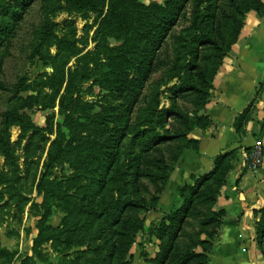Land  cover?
I'll list each match as a JSON object with an SVG mask.
<instances>
[{
    "label": "trees",
    "instance_id": "trees-1",
    "mask_svg": "<svg viewBox=\"0 0 264 264\" xmlns=\"http://www.w3.org/2000/svg\"><path fill=\"white\" fill-rule=\"evenodd\" d=\"M19 1L24 6L31 2ZM69 1L83 10H90L98 15L97 35L103 41L115 40L122 43L119 47L106 49L105 62L101 65L103 72L99 80V86L116 97L120 105L109 106L101 113L93 114L92 105L75 97L76 79L78 77L82 80L89 79L88 67H85L81 75L70 74L71 79L63 75L53 90L54 96L58 97L59 89L67 84V94L60 97L59 105L71 131L78 129L82 133L96 132L109 142L106 147L108 151L104 153L107 163L104 165L102 177L96 183L91 182L90 187L96 186L98 188L96 197L103 199L104 208L97 218L105 219L106 225L112 229L113 259L117 264H132L131 249L136 244L138 234L146 230L145 223L138 214L142 211L160 212L158 202L169 184L173 171L188 152L199 153V141L190 136L196 131H207L212 126L205 108L212 97L215 77L222 62L239 40L247 15L250 12L264 15V0H168L165 5L149 6L141 0ZM191 4L188 16L187 6ZM207 4L210 5L206 7ZM187 22H191L189 36L195 46L192 50V63L186 67L187 75L178 74L167 80V83L175 79L179 82L173 88L170 108L161 111L158 100L144 96V83L152 74L168 66L169 52L166 39L175 36L176 25ZM5 26L0 23V31ZM4 40L0 39V48L6 49ZM164 40L165 58L162 50ZM25 82L26 79H22L13 87L0 84V91L13 89L18 94L26 92ZM261 88H264V84ZM134 93L136 96L128 102ZM24 102L22 105L24 109L50 108L48 105H39L33 96H29ZM135 109L138 110V115L133 120ZM249 113L250 111L245 112L236 121L235 127L239 134L250 120ZM7 118L15 119V122L17 120V116ZM20 120L24 121V118L21 117ZM89 122L97 124L99 129L90 127ZM27 126L33 128L34 124L29 121ZM52 127L49 130L53 131ZM59 131L58 140L52 143V150L58 153L49 155L47 170L54 169L62 155L68 157L79 151L80 154H84L86 150L82 146L70 150L71 145L62 143V139L64 141L66 139L65 134L61 128ZM113 133H117L116 139L115 135L111 136ZM130 134L133 145L139 147L133 173L136 193L152 195L150 187H153L156 193L149 202L144 198L135 197L136 194L132 191H126L125 198L129 197L127 200L122 201L118 198L114 203H108L102 191L108 183L116 181L110 174L117 170L121 163L118 151L113 153L111 150H118L117 148ZM263 135L264 123L261 137ZM251 150H246L247 155ZM238 159V150L216 157L212 172L202 177H192V182L179 191L183 205L165 213L158 223L151 226L150 237H157L161 241L157 259L159 264H210V254L226 216L225 211L216 208L218 195L220 189L227 183ZM90 162L85 158L84 160L76 158L73 168H82L86 172L88 165H93ZM96 162L101 163V160ZM47 177L45 171L39 178L32 180L37 194L41 197L40 203L36 200L32 203L38 218V235L33 240L34 256L40 255L39 248L48 242H52L57 248H71L74 245L84 247L91 253L103 254L102 245L95 246L94 243L103 239L105 231H109L108 227H100L97 235H93L91 221L87 227L81 229L85 231L88 240L79 243L82 241L74 239L78 229L70 226L69 218H64L57 227L50 225L55 208L61 207L66 197L72 196L70 194L74 189L70 188L67 180L55 184L54 181H47ZM83 178L77 175L74 179ZM84 180L88 178L85 177ZM144 180H147L149 185L145 184ZM12 196H19L23 201L30 202V199L23 196L18 189L13 190ZM86 213L91 215L90 212ZM259 214L262 225L258 235L264 257V208ZM0 253L7 258V262L1 264H13L18 258L16 252L0 250Z\"/></svg>",
    "mask_w": 264,
    "mask_h": 264
},
{
    "label": "rangeland",
    "instance_id": "rangeland-1",
    "mask_svg": "<svg viewBox=\"0 0 264 264\" xmlns=\"http://www.w3.org/2000/svg\"><path fill=\"white\" fill-rule=\"evenodd\" d=\"M141 1L149 6L165 5L168 0ZM208 5L210 4L206 7ZM191 7L192 4L187 6L188 16ZM0 23L6 25L0 31V39H5L4 44L7 46L6 49L0 48V84L13 87L26 79L27 87V91L20 94L13 89L0 91V250L18 254L13 264H117L112 257V229L106 225L105 219L97 218L104 208L103 199L96 197V186L90 187L91 182L96 183L102 177L104 165L107 163L104 153L108 151L106 147L109 142L96 132L82 133L78 129L71 131L59 105L60 97L67 94V84L59 89L58 97L54 96L53 87L63 75L69 79L70 74L81 75L85 67H88L90 78L76 79L75 97L92 105L93 114L101 113L106 107L120 105L116 97L99 86V80L103 72L101 65L105 62L106 49L119 47L122 43L115 40L103 41L97 35L98 15L73 5L69 0H31L26 6L19 0H0ZM190 26L191 22H187L174 27L175 36L166 39L168 66L152 74L144 83V96L158 100L161 111L170 108L173 88L179 82L175 79L167 83V80L178 74L187 75L186 67L192 63V50L195 46L189 36ZM162 50L165 58V40ZM29 96L35 97L39 105H48L50 108L24 109L22 105ZM135 96L136 93L132 94L128 102ZM137 115L138 110L135 111L133 120ZM7 116H17L16 122ZM21 117L24 121L20 120ZM29 121L34 124L33 128L27 126ZM51 126L53 131L49 130ZM90 127L99 129L97 124L90 123ZM60 128L66 137L65 141L62 139L64 145H71L70 150L79 146L86 150L84 154L76 151V154L72 153L68 157L62 155L56 167L47 170L49 155L58 153L52 150V143L58 140ZM113 135L116 139L117 133L111 136ZM131 138L130 134L118 150H111L113 153L118 151L121 163L110 174L116 181L108 183L102 191L108 203H114L118 198L127 200L129 197L125 198L126 191H132L136 194L135 197L149 202L155 196L153 187H150L152 195L136 193L133 173L139 147L133 145ZM76 158H85L93 165H88L86 172L82 168L75 169L73 165ZM98 160L101 163L96 162ZM45 171L47 181L58 184L67 180L70 188L74 189L70 194L72 196L66 197L61 207L55 208L50 225L57 227L64 218H69L70 226L78 229L74 239L82 241L79 243L88 240L85 231L81 229L87 227L91 221L93 235H97L100 227H108L109 231H105L103 239L94 243L95 246L102 245L103 254L91 253L84 247L74 245L71 248H57L52 242H48L39 248L41 258L40 255L34 256L33 240L38 235V218L32 203L35 200L40 203L41 197L37 194L32 180L39 178ZM77 175L84 178L75 180ZM85 177L88 180H84ZM144 183L149 185L147 180ZM15 189L30 199V202L23 201L19 196H12ZM163 194L158 202L160 212L142 211L138 214L144 221L146 230L138 234L136 244L131 249L132 264H159L157 259L161 241L157 237H150L149 229L165 213L183 205L178 192L177 202L171 205L170 210H165ZM155 214H159L156 220L152 218L157 217ZM4 262H7V258L0 253V264Z\"/></svg>",
    "mask_w": 264,
    "mask_h": 264
},
{
    "label": "crops",
    "instance_id": "crops-1",
    "mask_svg": "<svg viewBox=\"0 0 264 264\" xmlns=\"http://www.w3.org/2000/svg\"><path fill=\"white\" fill-rule=\"evenodd\" d=\"M264 15L250 12L237 43L221 65L212 97L205 113L212 121L207 131H196L190 138L199 141V153L190 151L173 171L163 194L165 210L177 202V193L192 182L214 170L215 158L238 150L239 159L220 189L217 210L226 213L221 234L210 254V264H264L259 230V211L264 208V166L258 170L247 167V149L263 144L264 135ZM250 111V120L241 134L237 119ZM159 218V214H155Z\"/></svg>",
    "mask_w": 264,
    "mask_h": 264
},
{
    "label": "built area",
    "instance_id": "built-area-1",
    "mask_svg": "<svg viewBox=\"0 0 264 264\" xmlns=\"http://www.w3.org/2000/svg\"><path fill=\"white\" fill-rule=\"evenodd\" d=\"M247 167L258 170L264 166V149L262 143H257L246 157Z\"/></svg>",
    "mask_w": 264,
    "mask_h": 264
}]
</instances>
